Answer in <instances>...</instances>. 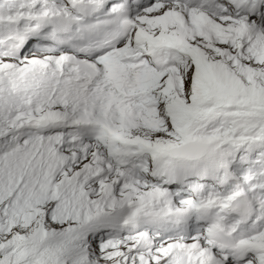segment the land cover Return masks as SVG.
Returning <instances> with one entry per match:
<instances>
[{
  "label": "snow or ice",
  "instance_id": "1",
  "mask_svg": "<svg viewBox=\"0 0 264 264\" xmlns=\"http://www.w3.org/2000/svg\"><path fill=\"white\" fill-rule=\"evenodd\" d=\"M0 264H264V0H0Z\"/></svg>",
  "mask_w": 264,
  "mask_h": 264
}]
</instances>
